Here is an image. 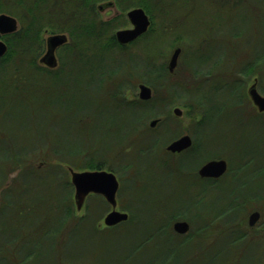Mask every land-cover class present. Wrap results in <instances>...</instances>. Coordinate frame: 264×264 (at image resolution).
<instances>
[{
    "label": "trees",
    "instance_id": "16d2710c",
    "mask_svg": "<svg viewBox=\"0 0 264 264\" xmlns=\"http://www.w3.org/2000/svg\"><path fill=\"white\" fill-rule=\"evenodd\" d=\"M69 1L63 6L55 0L59 5L52 9L49 0H11L13 7L4 8L15 16L19 5L24 11L0 58V264H72L82 258L89 264H264V208L258 207L264 202V182L252 186L264 166L247 179L243 168L228 169L208 182L198 175L207 161L227 160L214 148H240L226 139L213 144L211 128L264 127V113L247 89L251 77L258 76L264 92V16L261 39H247L249 53L240 49L239 30L231 36L238 40L232 52L218 56L202 54L196 38L188 37L194 44L184 46L186 68L179 63L171 72L169 52L180 36L163 47L162 31L178 29L175 22L166 24L169 29L152 24L144 36L122 46L114 24L91 19L88 9ZM256 3L264 10V0ZM47 27L70 39L58 52L57 69L38 63ZM157 33L160 40L148 42ZM228 65L231 69L224 70ZM142 83L153 90L150 100L136 93ZM174 106L184 108L188 126L173 115ZM152 119H159L154 128ZM185 132L195 135L192 147L168 153L166 146ZM207 146L213 154L205 159ZM142 165L152 175L155 169L169 171L181 186L191 181L198 190L176 208L132 189L125 200L126 182H140ZM68 167L118 174L119 201L129 219L100 227L110 209L100 195H90L86 211L77 215ZM247 188L253 192L246 193ZM251 210L263 216L259 231L244 225ZM181 220L190 224L186 234L173 229ZM82 246L87 250L82 252Z\"/></svg>",
    "mask_w": 264,
    "mask_h": 264
},
{
    "label": "rangeland",
    "instance_id": "374dc122",
    "mask_svg": "<svg viewBox=\"0 0 264 264\" xmlns=\"http://www.w3.org/2000/svg\"><path fill=\"white\" fill-rule=\"evenodd\" d=\"M10 1L11 0H2V5L0 4V10H1L0 14H8L18 19L20 12L22 15V12L24 11V7L22 5H19L20 12L17 13L18 16H15L14 14H11L8 12H4L5 7L7 8L13 7V4ZM166 1L168 2L166 5L174 9L175 7L174 1L173 0H166ZM152 2H153V6L149 9V11L151 14V20H152L151 22L152 24H155L154 28L155 27H157V29L160 28V25L162 23L165 25V27H168V25L166 26V24L175 22V20L173 19L174 17L176 18L180 17L181 19H183L181 20L182 22L181 31L187 36L196 37L195 45H196V41L198 45L200 43L201 44L203 43L202 46L204 47V50L201 51L202 54L206 53L207 55L210 53V55L218 56L219 52H217L218 50H216L215 48H219V46H221V42L223 41V39H226L227 42H230V39H232L231 38L232 34L238 30L242 32V37L239 40L240 49L246 53L250 52V49L246 48L249 45L247 39L250 40L251 36L253 37V40L256 39L257 37L261 39L260 35L262 34V30H263L261 25L263 23L264 10L261 7L260 9L261 13L258 14L259 19L256 20L255 18L256 14L254 13V7L256 5L259 6L256 3V0H251V1L248 0L247 2H245V6H246L245 8L223 7L219 4L214 5L210 3L209 0H195V2L190 7L191 15L188 18L187 17L185 18V14L187 13V10H186L187 8L175 7V11L173 12L172 15L167 17V21H165L163 18L164 16V11L162 8V5H164L162 4L163 0H162V3L159 0H152ZM112 14H113L112 12H108L105 14L104 17L105 18L110 17ZM119 22L120 21H118L117 23L113 25L117 27L116 29L122 27L118 25ZM175 25L177 27V24ZM47 29H50V28H47ZM179 29L180 27L178 29L174 27L173 29H171V31H167V32L162 31V46L163 47L166 46L165 44L167 40H171V37L178 34ZM244 31H247V32H244ZM114 34H115V31H114ZM154 37H157V39L160 40V35H158L157 33L155 35H151L148 38V42L153 41ZM164 38L166 39L165 42H163ZM211 41H212V45H210ZM232 42H234L235 44H238V40L236 39H232V41L230 42V45L232 44ZM175 48L176 46L170 49L168 62L170 61ZM227 52H232V50H227ZM243 55L244 53H242L240 56H243ZM184 62L185 61L183 59L180 60V66L182 69L186 68L187 62L185 64ZM224 67H225L224 70L226 71L231 69L230 65L224 66ZM255 79L258 80V76L251 77V80L247 86V89L254 83ZM258 89L260 92L264 94V92L261 90L259 85H258ZM137 92L138 91H136V93ZM201 96L202 95H198L197 97H201ZM214 96L216 98L218 97L216 95ZM181 108L184 110L183 107ZM182 119H183V123L185 126H188L190 124V121H191L190 118L184 117L183 115ZM193 127L195 128V125H193ZM248 130L249 129H243V130L240 128L235 129L232 126H227V128L223 126L219 128L214 127L213 129L211 128L210 130V132L212 133L211 137H212L213 144L222 143L224 139H226L227 141H230L231 143L238 144V147L240 148H214V151L215 149H218V150L221 149L225 152L227 156V160L226 159L224 160L228 162L229 169L230 170L232 169V172L236 173L237 171H239V169H242V168L245 169V179L256 177V175L259 174V172L261 171V167L264 166V156H263L264 155V127L262 129L260 125H254V127H252L249 131ZM184 134H188V133L185 132L182 135ZM189 135L192 137V139L195 140V135L190 134V133ZM202 139L203 141H205V136H203ZM97 147L99 149H101L100 147L105 148L101 144H98ZM210 148H213V147L209 146L208 148L207 146V149L202 156L205 159L211 154H213V152L209 150ZM158 156L167 157L164 153L158 154ZM141 169H142L141 178H140L141 183L138 182L136 183L137 185H135L133 182V179L131 181L129 180L126 182L127 191L124 193V196H123L125 200L128 198V194L130 190L132 189V193H140V195L144 199L147 197H152V199H154L155 201H159L161 205H162V200H165L168 202L171 208H176L180 199L182 200V198H189L192 194L194 195L195 192L198 190V186L196 185L192 186L191 181L185 182L181 186L180 184H178L177 179H175L174 176L169 171L168 173H166L163 170L161 172V169L160 171L155 169L152 175L151 173H148L146 170L143 169V165L141 166ZM116 175L118 176V174ZM13 176H14L13 174L10 176L9 181L10 179H12ZM261 176L262 177L258 179L255 178L256 181L252 182V186H254L255 189L257 188L259 182L260 183L264 182V175H261ZM191 187H192V192L190 193ZM245 192L246 193L253 192V189L249 190L247 188ZM213 196H214V193H212V195L210 196L211 199L213 198ZM73 198H74V193H73ZM117 198H118V209L121 211H124L120 205L119 194ZM123 202L124 204L126 203V201H123ZM87 203H88V198L86 200V204ZM258 204H259L258 207L264 208V202L262 200L258 201ZM252 205L257 207V204L255 203V201L252 202ZM85 206L82 208L80 212H76V214L82 215L86 211ZM110 210H111V206H110L109 211ZM109 211H107L104 214L103 219L100 221L99 223L100 227L101 226L107 227L104 224L103 220ZM254 211H257V210H251L247 214L244 220L245 222L244 225H246L247 227H250L252 231H259L262 229L261 225L263 222V216L260 217L258 222L253 227L249 225L250 214L253 213ZM258 211L260 212V210ZM128 214L130 217L129 212ZM142 216L145 217V214H143ZM9 237L10 235H7L6 239H8ZM80 241L82 242V244H85L87 242L85 241V239H81ZM216 244L221 245L222 243L217 240ZM81 249L83 252L84 250H87V247L82 246ZM259 253L261 255V252ZM262 258H263V254H262ZM72 264H89V258H82L81 261H77Z\"/></svg>",
    "mask_w": 264,
    "mask_h": 264
},
{
    "label": "water",
    "instance_id": "95a60500",
    "mask_svg": "<svg viewBox=\"0 0 264 264\" xmlns=\"http://www.w3.org/2000/svg\"><path fill=\"white\" fill-rule=\"evenodd\" d=\"M128 17L133 24L132 29L119 30L116 33L117 41L126 45L129 44L148 31L151 21L142 8H136L128 12ZM19 29L18 20L8 14H0V34L8 35L17 32ZM68 41L66 34L52 35L48 38V49L41 58V63L50 67L56 68L58 61L55 51ZM9 50L8 44L0 39V58L5 56ZM181 49L176 48L169 61V70L174 72L177 67L178 58ZM153 95V90L146 84L138 86V96L142 100H150ZM248 95L259 113H264V95L258 90L257 79L248 88ZM173 115L182 118L184 110L180 106L173 108ZM159 119H152L150 127L154 128L158 124ZM193 145V139L189 134L181 135L179 138L171 141L166 146V151L178 154L190 149ZM229 169L228 162L224 159H213L204 163L198 170V175L201 178L218 179L225 175ZM70 182L74 189V202L77 212H80L86 204V200L90 195H100L111 206V210L104 218V224L107 227H114L129 219V214L118 209V192L120 189V181L118 176L108 170H84L78 171L72 167H68ZM1 206V194H0ZM259 211H254L250 214L249 225L253 227L260 219ZM173 229L178 234H186L190 230V224L187 221H176L173 224Z\"/></svg>",
    "mask_w": 264,
    "mask_h": 264
},
{
    "label": "flooded vegetation",
    "instance_id": "af4514ba",
    "mask_svg": "<svg viewBox=\"0 0 264 264\" xmlns=\"http://www.w3.org/2000/svg\"><path fill=\"white\" fill-rule=\"evenodd\" d=\"M54 1L55 0H49V4H51L50 6H51L52 9L55 6H58L59 3H61V2H62V5L64 4L63 6H65V5L66 6H70V3H69L70 1L69 0H59V3L58 2H54ZM74 1H76V6L77 7L81 8V9L82 8L83 9H88L90 11L91 19L98 18L99 20H102L103 22H110L111 24H115L118 21H120L118 25H120L122 27H120L118 29H115V37H116V33L119 30H125V29H132L133 28V24L131 23V21H130V19L128 17V12L131 11V10H134L136 8H142L146 12V14L148 15L150 21H152L151 20V14H150V11H149V9L153 6L152 0H74ZM159 1L162 3V0H159ZM173 1L175 3V5H174L175 7L187 8L186 9L187 13L185 14V18L186 17L188 18L191 15L190 7L195 2V0H173ZM247 1L248 0H209V2L214 4V5L219 4V5L223 6V7H234V8H239V7L245 8L246 7L245 6V2H247ZM167 3L168 2L166 0H163L162 4H164V5H162V8H163V11H164L163 18H164L165 21H167V17L172 15L173 12L175 11V7H174V9H172L170 6L166 5ZM260 9H261V7L259 8V6H257V5L254 7V13L256 14L255 15L256 20L259 19V15L258 14L261 13ZM108 12H112L113 14L110 17L105 18L104 16ZM173 19L175 20V23L177 24V27L178 28L180 27V29L178 31L180 39H179V43L176 46V48H180L181 49V52H180V55H179V58H178V62H177V65H179L180 60H181V55L183 54V51H184V46L186 45V46L192 47L194 42H193V44L192 43L189 44L187 42V38L190 37V36L185 35L181 31V24H182L181 20H183V19H181L180 17H177V18L174 17ZM19 22L20 21L18 20V24H19V28H20V23ZM151 24H152V22H151ZM47 28H49V27H47ZM47 28H43V30H42V34H41L42 53L40 54V56L38 58V63H39V66H43V67L48 68V69H57L60 66L58 52L60 51V48H62L63 46L67 45L70 42V39H69V35L67 33H60V32H57L56 30H53L52 28H50V29H47ZM149 29H148V31H149ZM146 33H144L142 36H144ZM57 34H66L67 37H68V41L65 44H63L62 46H60V47H58L56 49L55 55H56V58H57V61H58V65H57L56 68H50V67H48V66H46V65L41 63V58L44 56V54L46 53V51L48 49V38L50 36H52V35H57ZM9 35H12V34H8V35H1L0 34V39L5 41L8 44L7 40H8V36ZM142 36H140L139 38H141ZM190 38H191V40H193L196 37H190ZM133 42H131V43H133ZM230 42H231V39H230ZM230 42H227L226 39H223V41L221 42V46H219V48H215V49L218 50L217 52H219V53L223 52V54L225 55L227 53V50H230V48H231ZM131 43H129V44H131ZM129 44H126V45H129ZM202 44L200 43L198 45L197 42H196V45L198 47H200L201 51L204 50V47L202 46ZM210 45H212V41H211ZM122 46H125V45H122ZM228 53H230V52H228ZM257 87H258V81H257ZM168 153H170V152H168ZM181 153H183V152H181ZM181 153H178V154H181ZM170 154H173V153H170ZM178 154H173V155H178ZM201 179H203L206 182H208L209 180H213L214 178H201Z\"/></svg>",
    "mask_w": 264,
    "mask_h": 264
}]
</instances>
